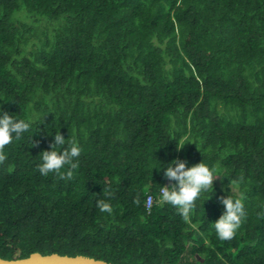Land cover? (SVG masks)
<instances>
[{
	"label": "trees",
	"instance_id": "16d2710c",
	"mask_svg": "<svg viewBox=\"0 0 264 264\" xmlns=\"http://www.w3.org/2000/svg\"><path fill=\"white\" fill-rule=\"evenodd\" d=\"M0 111L36 117L3 149L0 257L264 264V0H0ZM55 128L71 178L37 168ZM173 157L221 175L188 220L158 199ZM229 192L246 215L222 241Z\"/></svg>",
	"mask_w": 264,
	"mask_h": 264
},
{
	"label": "clouds",
	"instance_id": "9594fccd",
	"mask_svg": "<svg viewBox=\"0 0 264 264\" xmlns=\"http://www.w3.org/2000/svg\"><path fill=\"white\" fill-rule=\"evenodd\" d=\"M35 120V116L17 119L7 111H0V162L7 158L3 152L4 146L21 139L24 133L30 131ZM48 135H52V131ZM68 138L66 139L61 131L56 129L49 149L39 153L40 163L37 168L41 175L57 173L61 177L65 175L68 178L72 177L73 171L78 167L82 147L75 137L70 141ZM31 140L33 145V134ZM180 148H177V151ZM157 169H162L164 178L175 182L168 185L160 184L158 199L174 206L185 220L189 219L195 202L199 198L205 193H208L207 199L214 194L213 181L221 177L215 166L201 161L189 167L186 166V161L179 157H173L170 162L161 163ZM230 193L221 198L224 210L213 222L216 236L222 241L231 240L236 235L246 215L243 196ZM97 206L101 212L108 214L113 212L111 203L105 199L98 200Z\"/></svg>",
	"mask_w": 264,
	"mask_h": 264
},
{
	"label": "water",
	"instance_id": "95a60500",
	"mask_svg": "<svg viewBox=\"0 0 264 264\" xmlns=\"http://www.w3.org/2000/svg\"><path fill=\"white\" fill-rule=\"evenodd\" d=\"M0 264H112L107 261L85 255H66L58 253L42 254L32 252L26 257L2 258Z\"/></svg>",
	"mask_w": 264,
	"mask_h": 264
},
{
	"label": "built area",
	"instance_id": "2783aa9c",
	"mask_svg": "<svg viewBox=\"0 0 264 264\" xmlns=\"http://www.w3.org/2000/svg\"><path fill=\"white\" fill-rule=\"evenodd\" d=\"M152 201H153L152 195L151 194L147 195L146 201H145V205L147 208L150 207ZM163 264H167V263H163Z\"/></svg>",
	"mask_w": 264,
	"mask_h": 264
}]
</instances>
